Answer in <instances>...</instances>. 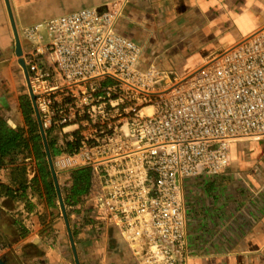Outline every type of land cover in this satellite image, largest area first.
Segmentation results:
<instances>
[{"label":"built area","instance_id":"obj_1","mask_svg":"<svg viewBox=\"0 0 264 264\" xmlns=\"http://www.w3.org/2000/svg\"><path fill=\"white\" fill-rule=\"evenodd\" d=\"M126 2L23 28L27 91L44 131L76 127L78 150L54 165L92 167L138 264H188L184 181L224 172L233 142L264 137V26L178 77L142 66L118 29Z\"/></svg>","mask_w":264,"mask_h":264},{"label":"crops","instance_id":"obj_2","mask_svg":"<svg viewBox=\"0 0 264 264\" xmlns=\"http://www.w3.org/2000/svg\"><path fill=\"white\" fill-rule=\"evenodd\" d=\"M121 1L0 0V257L6 264H138L106 218L92 167L54 165L76 153L78 131L42 132L14 32L15 25L23 54L29 45L22 30L30 25L18 21L32 12L46 15L43 22ZM263 26L264 0H127L118 29L142 46V66L154 63L183 77ZM85 169L90 177L76 189L72 172ZM184 200L188 264H264V137L233 142L224 172L187 178Z\"/></svg>","mask_w":264,"mask_h":264},{"label":"water","instance_id":"obj_3","mask_svg":"<svg viewBox=\"0 0 264 264\" xmlns=\"http://www.w3.org/2000/svg\"><path fill=\"white\" fill-rule=\"evenodd\" d=\"M8 9H9V12H10V16H11L12 22H14V21H13V18H12V13H11V9H10V6H9V5H8ZM13 25H14V24H13ZM14 32H15V39H16V54H17L18 56H21V54H22V47H21V42H20L19 34H18V32H17V30H16V28H15V25H14ZM19 62H20V64L22 65V67L24 68V71H25V74H26V79H27V72H26V67H25V65H24V62H23V60H22L21 58L19 59ZM32 98H33V103H34V97H33V95H32ZM34 109H35V112H36L37 118H38V120H39V116H38V113H37V111H36L35 104H34ZM39 122H40V120H39ZM40 126H41V124H40ZM41 128H42V127H41ZM42 132H44L43 129H42ZM49 160H50V165H51L52 171H53V173H54L55 170H54L53 163H52V159H51V156H50V155H49ZM0 264H6L4 258H2V257H0Z\"/></svg>","mask_w":264,"mask_h":264},{"label":"rangeland","instance_id":"obj_4","mask_svg":"<svg viewBox=\"0 0 264 264\" xmlns=\"http://www.w3.org/2000/svg\"><path fill=\"white\" fill-rule=\"evenodd\" d=\"M45 17H47V16L46 15L45 16H41V15L39 16V15H36L35 13L32 12V14L26 16V18L23 21H18V25H19V27H22L23 25H31V24L33 25V24L41 21ZM43 34L45 35V38H46V34L44 31H43ZM112 82L113 81H111V80H105L104 81L105 84H111ZM49 137L52 138V140H53V138L55 137V133L50 132Z\"/></svg>","mask_w":264,"mask_h":264},{"label":"trees","instance_id":"obj_5","mask_svg":"<svg viewBox=\"0 0 264 264\" xmlns=\"http://www.w3.org/2000/svg\"><path fill=\"white\" fill-rule=\"evenodd\" d=\"M73 178L75 179V188L76 189H83L85 187L86 182L89 179V171L87 169L82 170V172H78V170H75L72 172Z\"/></svg>","mask_w":264,"mask_h":264}]
</instances>
